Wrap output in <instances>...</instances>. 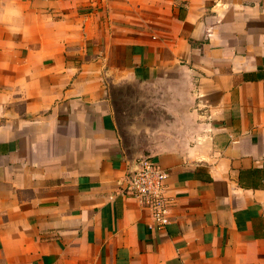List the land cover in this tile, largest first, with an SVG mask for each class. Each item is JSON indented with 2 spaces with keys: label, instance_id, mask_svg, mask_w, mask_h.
Returning a JSON list of instances; mask_svg holds the SVG:
<instances>
[{
  "label": "crops",
  "instance_id": "1",
  "mask_svg": "<svg viewBox=\"0 0 264 264\" xmlns=\"http://www.w3.org/2000/svg\"><path fill=\"white\" fill-rule=\"evenodd\" d=\"M0 25V264H264V0H17ZM144 157L168 224L117 196Z\"/></svg>",
  "mask_w": 264,
  "mask_h": 264
},
{
  "label": "built area",
  "instance_id": "2",
  "mask_svg": "<svg viewBox=\"0 0 264 264\" xmlns=\"http://www.w3.org/2000/svg\"><path fill=\"white\" fill-rule=\"evenodd\" d=\"M63 1V0H58ZM166 174L150 158H142L137 167L128 170L117 183L116 195L131 196L146 208L155 228L168 224L170 198L165 190Z\"/></svg>",
  "mask_w": 264,
  "mask_h": 264
},
{
  "label": "clouds",
  "instance_id": "3",
  "mask_svg": "<svg viewBox=\"0 0 264 264\" xmlns=\"http://www.w3.org/2000/svg\"><path fill=\"white\" fill-rule=\"evenodd\" d=\"M0 25L12 35L25 31L24 13L17 0H0Z\"/></svg>",
  "mask_w": 264,
  "mask_h": 264
},
{
  "label": "water",
  "instance_id": "4",
  "mask_svg": "<svg viewBox=\"0 0 264 264\" xmlns=\"http://www.w3.org/2000/svg\"><path fill=\"white\" fill-rule=\"evenodd\" d=\"M144 158H148V157H144ZM141 159H142V158H141ZM137 164H138V162L136 163L135 167H134V168H132V169H130V170H133V169H135V168L137 167Z\"/></svg>",
  "mask_w": 264,
  "mask_h": 264
}]
</instances>
